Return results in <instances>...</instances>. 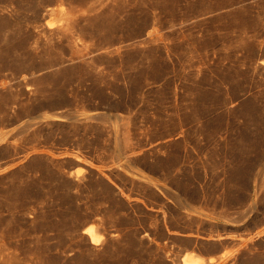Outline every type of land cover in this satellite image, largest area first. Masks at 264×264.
Returning a JSON list of instances; mask_svg holds the SVG:
<instances>
[{"label": "rangeland", "instance_id": "1", "mask_svg": "<svg viewBox=\"0 0 264 264\" xmlns=\"http://www.w3.org/2000/svg\"><path fill=\"white\" fill-rule=\"evenodd\" d=\"M261 230L264 0H0V264H264Z\"/></svg>", "mask_w": 264, "mask_h": 264}, {"label": "bare ground", "instance_id": "2", "mask_svg": "<svg viewBox=\"0 0 264 264\" xmlns=\"http://www.w3.org/2000/svg\"><path fill=\"white\" fill-rule=\"evenodd\" d=\"M85 233H87V235L89 236L91 243H93V244L98 243L99 240H98V238H96V234L94 233L93 227L87 228ZM263 233H264V230H261V231L257 232L254 237H258V236L262 235ZM254 237L252 236L251 238L245 240V242H247L249 240H253ZM215 263H217V261L214 258H209L208 261H205L204 259H202V258H200L194 254H185L182 264H215Z\"/></svg>", "mask_w": 264, "mask_h": 264}, {"label": "water", "instance_id": "3", "mask_svg": "<svg viewBox=\"0 0 264 264\" xmlns=\"http://www.w3.org/2000/svg\"><path fill=\"white\" fill-rule=\"evenodd\" d=\"M99 118V117H98Z\"/></svg>", "mask_w": 264, "mask_h": 264}]
</instances>
